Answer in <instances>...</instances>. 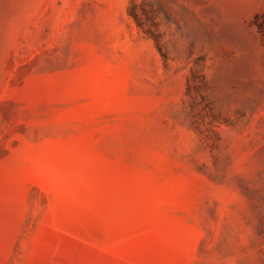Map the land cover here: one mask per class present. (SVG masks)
I'll return each instance as SVG.
<instances>
[{
    "label": "rangeland",
    "instance_id": "1",
    "mask_svg": "<svg viewBox=\"0 0 264 264\" xmlns=\"http://www.w3.org/2000/svg\"><path fill=\"white\" fill-rule=\"evenodd\" d=\"M264 0H0V264H264Z\"/></svg>",
    "mask_w": 264,
    "mask_h": 264
},
{
    "label": "trees",
    "instance_id": "2",
    "mask_svg": "<svg viewBox=\"0 0 264 264\" xmlns=\"http://www.w3.org/2000/svg\"><path fill=\"white\" fill-rule=\"evenodd\" d=\"M261 31H262V35H263V44H264V25H261Z\"/></svg>",
    "mask_w": 264,
    "mask_h": 264
}]
</instances>
